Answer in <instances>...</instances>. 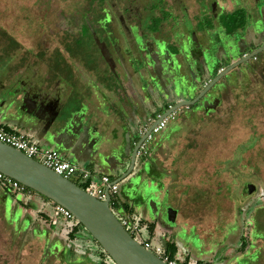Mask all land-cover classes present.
Listing matches in <instances>:
<instances>
[{
	"label": "rangeland",
	"instance_id": "rangeland-1",
	"mask_svg": "<svg viewBox=\"0 0 264 264\" xmlns=\"http://www.w3.org/2000/svg\"><path fill=\"white\" fill-rule=\"evenodd\" d=\"M139 1L145 12L140 26L130 29L132 35H139L140 29L142 32L152 30L156 24L150 23L151 16L166 8L162 0ZM167 1L177 9L178 0ZM98 2L0 0V78L9 71L11 60L16 71L13 75L33 70L45 75L49 71L52 76L66 80L71 84L72 93L70 101L62 106V113H55L59 120L72 117L83 100H92L91 95L96 92L90 91L88 82L94 89H99V84L110 85L113 90L117 89L120 95L117 98L122 96L123 91L118 89L122 72L117 66L120 60L117 50L121 47L128 52L129 64L138 65L155 77L156 80L151 78V87L160 84L161 79L167 85L162 76L165 67L157 59V52L151 55L148 69L142 60H137L143 57L142 52L119 27H116L118 33L114 28V37L109 32L111 29L94 27L106 22L113 24L108 19L103 20V14L96 21L97 14L92 8L100 9ZM120 3L122 0L111 1L116 7ZM224 3L229 9L234 6V0ZM185 5L187 9L195 8L192 2ZM130 7L137 9L135 3ZM237 7L243 6L235 4L234 8ZM133 18L129 17L134 21ZM75 31L82 36L80 43L68 44L63 49L61 42L75 35ZM185 45L189 49L192 42ZM148 50L152 51L151 45ZM177 50L174 46L168 48L172 53ZM112 51L114 60L110 62ZM182 55L186 60V54ZM260 55L264 57V52ZM246 62L242 70L247 67ZM82 66L93 69L99 81H92L90 75L78 77L77 70ZM86 77V83L80 81ZM176 78L178 83L180 76ZM12 88L1 87L0 83V118H5L8 109L17 104L14 99L5 100V93H11ZM246 88L226 98L214 113L199 111L202 101L199 107L181 108L175 118L170 119L167 130L151 136L153 146L163 138L167 141L166 170L163 169L161 176L158 178L159 174L151 173L143 181L144 185L138 186V182L129 190V184H133L139 174L136 170L130 178L117 183L119 192L112 200L121 207L127 193L130 195L127 214L137 217L142 238L161 245L163 242L157 237L164 235L167 241L171 238L179 260L184 258L191 264H264V82L258 87ZM187 114L190 117L186 119ZM185 120L189 127L183 126ZM2 122L6 124L4 119ZM159 180L164 186L155 184ZM248 182L255 186L249 197L245 194ZM76 184L85 187L80 180ZM29 197L18 193L12 198L0 182V264H98L101 260L110 264L83 229H79L76 238L68 235L76 226L74 219L57 214L55 206L36 193ZM110 209L121 219L111 204ZM173 211H176V219L170 222L168 215ZM242 242L245 248L240 249Z\"/></svg>",
	"mask_w": 264,
	"mask_h": 264
},
{
	"label": "crops",
	"instance_id": "crops-1",
	"mask_svg": "<svg viewBox=\"0 0 264 264\" xmlns=\"http://www.w3.org/2000/svg\"><path fill=\"white\" fill-rule=\"evenodd\" d=\"M124 64L126 68L123 67V70L127 69L128 72L121 74L122 79L119 80L121 85L118 89L120 88L123 93L119 98H117L120 96L117 95L119 94L117 89L113 90L110 85L99 84L97 85L99 89L95 88L96 93L91 95L94 102L91 99L89 101L83 100L81 107L77 112H74L72 117L69 115L66 119L59 120L55 117V113H62V106L70 101L71 84L59 76L47 77L44 79L45 85L41 89L39 97L42 99L49 95V101L51 100V103L47 105L49 108L41 111L34 108L31 109V114L25 113L22 106L25 102H29L30 98L20 93L16 97L17 104L8 109L9 114L5 117L6 119L0 118V124L9 131L24 135L40 148L57 151L64 160L76 165L79 169L90 172L95 180L101 176H108L114 182L127 172L134 146L139 140V132L143 126L155 122L157 114H164L176 102L168 103L167 99L159 96L155 89L154 91L151 90V78L156 79L145 73L140 66L129 65L127 59H125ZM8 65H10L9 71L4 72L2 76L4 80L2 77L0 78L1 87L6 86L8 88L9 84L14 82L18 76L12 74L16 72L13 71L15 67L13 61L10 60ZM86 80L88 79L84 78L80 81L86 83ZM161 81L163 80L161 79ZM86 85L88 87V83ZM188 97H178L176 100H190ZM6 99L8 102L12 100L10 93H5ZM32 114L42 117L47 115L50 122L44 125L40 122H31ZM189 117L187 114L186 119ZM2 119L6 124L2 122ZM188 124L185 120L183 126L189 127L190 124ZM169 126L170 120H168L166 127L157 133L167 130ZM165 142L167 143L163 138L153 146L151 137L148 144V155L135 157L133 169L123 178H130L136 170L139 172L136 181L134 180L133 184H129V190L138 182V186L142 185L149 174L157 173L159 178L163 169L166 170L165 160L168 145ZM157 183L163 185L160 180L155 182V184ZM118 192L119 188L116 195ZM29 195L25 194L30 198ZM125 197L123 203L128 205L130 195L127 193ZM133 199L131 200L133 201ZM136 199L137 197L135 201ZM118 212L119 214L126 213L120 210ZM165 238L162 235L157 237V240L166 242ZM170 240L171 238L168 241L170 242ZM188 262L191 261L188 260Z\"/></svg>",
	"mask_w": 264,
	"mask_h": 264
},
{
	"label": "flooded vegetation",
	"instance_id": "flooded-vegetation-1",
	"mask_svg": "<svg viewBox=\"0 0 264 264\" xmlns=\"http://www.w3.org/2000/svg\"><path fill=\"white\" fill-rule=\"evenodd\" d=\"M111 1L112 0L105 1L104 4H101L100 9H97L95 6H93L92 9L95 12V15L97 14V22L98 18L103 14V20L108 19V21L110 20L113 24L110 25L109 22H106L105 25L97 24L94 25V27L96 29H111V31H109L110 33H112L111 37H114V28L115 32L118 33V31H116V27H119L123 34L129 36L130 40L132 38L131 44H135L138 47L137 49L142 52L143 57H137V60H142L148 67V69L150 68L151 55H154L155 52H157L156 54L158 60L163 62V58H166V56H164L162 53L161 46L168 50V48L172 46L179 47L183 46L186 43L189 44L192 42V46H189L190 49L188 52V57L186 58V60H183L185 62L187 60L194 62L197 75L202 80H204L203 68L205 63L213 66V73L210 74L208 79L204 80V82H210L218 73L222 72L233 62L242 58L244 55L251 54L253 51L264 45V35L259 38V34L264 28V0H234V6L235 4H239L240 6L242 4L243 6L237 7V9H235L234 6L232 7V9L227 8L224 3V1L226 0H185V2H181V0H178L179 3H177V9H173V5L171 3H168L169 1L162 0V4L164 3L166 8L162 9L159 14L155 13V15L151 16L150 18L151 24L152 22H157V31L142 32L140 29L139 35L137 33H133L132 35V30L130 29H135L136 27L140 26V19L142 20L143 13L145 12L143 3H141L139 0H122L123 3H120L121 5L116 7L117 4L114 6L111 4ZM114 2H119V0H114ZM186 2L187 4L188 2H192V5L195 6V8H185L187 7L185 5ZM132 3H135V7H137L136 10L130 7ZM118 8L122 10V15L121 12L119 13ZM86 11L87 9H85V12ZM133 11L135 13H133ZM156 11L157 9L155 10V12ZM237 12H243V14L245 15V24L242 27L235 28L232 32L226 31L222 25V18L228 17L230 14ZM122 16H126L127 21L124 20V17ZM132 16L134 17V21L129 19V17L131 18ZM114 23H116L117 26ZM67 27L68 26H66V28ZM217 30L220 31L218 32ZM109 32H107V34ZM65 38L66 40L61 42V44L63 45V49L68 44H79L82 36L77 35L75 31V35H71ZM193 38L195 39V41H193ZM240 41H245L246 46L241 48ZM256 41L258 42L257 44L255 43ZM148 45H151V52L148 51ZM117 52L120 57V60L117 62L119 63L117 66L119 67L120 72H122L121 74H124L128 72L127 69H125V71L123 70V67L126 68V65L124 63L125 59H127L128 52L125 51L122 47L119 48ZM263 52L264 51L256 54L253 58L249 59L246 62L247 67H245V71H243L245 68L243 67L242 70L241 67L242 64L245 63L244 62L230 71L227 75L223 76L218 81V83L214 85L200 99L198 103H201V101L202 103L204 101H207L208 104L206 105V108L202 106L199 111H211L214 113L222 105L225 99L229 96H232L235 91L244 90L246 87H258L261 83H263L264 57L260 55ZM111 53L112 54L108 59L110 62H113L114 51H112ZM173 54L176 55V57L179 55L177 53ZM206 54H208V56H206ZM77 71L78 77L81 74L88 76L90 75L92 81L97 80L96 73L93 72V69L89 70L88 68L82 66ZM181 73H183V79L189 78L186 72V68L181 69ZM17 75H15L17 76L16 80L14 82H11L8 87H13L12 92L10 93L11 99H14L16 101V97L20 95V93L23 96L29 97L30 101L25 102V104H23L22 106L25 113L29 112L31 114V109L34 108H37L40 111L49 108L47 106L49 105V103H51V100L49 101L48 98L49 95L40 99L39 94L41 92V89L44 88V79L47 77H56L57 75L52 76L49 71H46L45 75H40L36 70L28 72L27 74L26 72L19 74L17 73ZM167 75H172V73H168L166 71L165 73H162V76H164V79L166 80L165 82L167 84V89L169 90V79L166 78ZM161 83L164 82L161 81L160 84L151 87V90L154 91L155 89L159 96L165 97V99H167L166 96L163 95L164 92L162 91V89H160ZM88 87L90 88L91 92L95 90V86H91L89 82ZM173 87L175 90H177L178 88L176 83L173 85ZM203 87L204 84H200L199 90H201ZM168 90L165 91L169 92ZM197 93L198 92L187 97L192 100L197 95ZM198 103L193 106L199 107ZM184 108L190 110L191 106ZM228 109L230 110V107ZM31 119H33L31 120V122H40L44 125L47 123L49 117L47 115H44L42 117L41 115L37 116L35 114H32ZM248 187H252L254 188L253 190H255V186L248 182L246 184L245 194H247ZM253 193L254 191L251 194H247L248 197L252 196Z\"/></svg>",
	"mask_w": 264,
	"mask_h": 264
},
{
	"label": "water",
	"instance_id": "water-1",
	"mask_svg": "<svg viewBox=\"0 0 264 264\" xmlns=\"http://www.w3.org/2000/svg\"><path fill=\"white\" fill-rule=\"evenodd\" d=\"M262 35H264V28L259 34V38H261ZM193 41H195L194 38ZM255 43L257 44L258 42L256 41ZM240 46L241 48L246 46L245 41H240ZM174 47L175 50L178 49L175 51V53L179 54V57L177 56L178 59L176 55L172 52H168L166 48L161 46L162 53L166 56V58H163V62L161 61V63L165 67V71L172 73V75L166 76V78L169 79V90L164 83H161L160 89L164 92L168 103L176 101L166 110L164 114L161 115V118H164L172 113H176L183 107H189L197 104L223 76L227 75L240 64L253 58L256 54L264 51L263 45L251 54L244 55L242 58L233 62L222 72L218 73L210 82H204V80L208 79L210 74L213 73L214 67L205 63L203 68L204 80H202L197 75L194 62L189 60L185 62L183 60V55L180 56L181 54H186L188 57L190 49H188V45L184 44L178 48L176 46ZM180 49L186 51V53L183 51L180 53ZM206 56H208V54H206ZM184 68H186V72L189 76L188 79H183L181 69ZM162 71L163 70H161V72ZM176 76H180L178 83ZM175 83L178 86L177 90L173 87ZM202 83L204 84V87L199 90L200 84L202 85ZM165 90H168L169 92H166ZM196 92L198 93L192 100H176L178 97H187L189 95H194ZM200 104L201 103H198V105ZM207 104L208 102L204 101L202 105L204 107ZM158 121L159 119L155 120V122L149 126L144 135L135 144L131 155L130 166L127 172L113 183H118L133 169L136 153L140 144L151 133L153 127L158 123ZM47 122H50V119H48ZM0 173L5 177L18 182L27 189L45 197L55 205L61 206L67 210L72 215L73 219L77 223L81 224L90 236L98 243L114 264H165L151 252L144 249L121 226L118 218L109 207L108 201L110 197L107 189L105 191V199L100 201L86 191L82 190L70 180L63 178L39 162L25 156L22 152L1 142ZM253 189L254 188L252 187H248L247 194H251ZM153 208H155L154 204ZM168 217L170 222H174L176 219V211H173L172 214L169 212ZM162 244L164 245V242Z\"/></svg>",
	"mask_w": 264,
	"mask_h": 264
},
{
	"label": "built area",
	"instance_id": "built-area-1",
	"mask_svg": "<svg viewBox=\"0 0 264 264\" xmlns=\"http://www.w3.org/2000/svg\"><path fill=\"white\" fill-rule=\"evenodd\" d=\"M174 114L175 113H172L164 118H161V114L156 115L155 120L159 119V121L153 127L151 133L140 144L136 153L137 157H146L148 155V144L151 141L152 134L164 129L168 120L174 118ZM152 123L153 122L147 124V126H145L141 132H139V139L144 135L145 131ZM0 142L22 152L25 156L39 162L43 166L51 169L56 174L67 180H70L75 184L78 180L82 181L83 185L86 187L85 191L100 201L105 199V191L107 189L108 195L110 197L108 204L109 206L110 204L115 206L112 196L116 195L118 191V185L117 183H113L110 177L101 176L98 178V180H95L94 176L90 172L79 169L76 165L64 160L57 151L40 148L37 144L28 140L24 135L9 131L1 124ZM0 182L4 183L7 187L13 191L19 192L20 194H30V192L26 190V187L8 177H5L1 173ZM54 206L57 214L65 217L68 220L73 219L72 215L63 207L58 205ZM120 216L121 219H119V222L121 226L144 249L151 252L165 264H184L182 259L179 260L177 258H170L161 244H155L150 239H143L140 233L141 227L137 217H131L127 213H120ZM189 264L191 263L189 262Z\"/></svg>",
	"mask_w": 264,
	"mask_h": 264
},
{
	"label": "trees",
	"instance_id": "trees-1",
	"mask_svg": "<svg viewBox=\"0 0 264 264\" xmlns=\"http://www.w3.org/2000/svg\"><path fill=\"white\" fill-rule=\"evenodd\" d=\"M105 1L107 0H99L98 3H101V4H104ZM155 26L152 28V30H149V31H152V32H155L157 31V22H155ZM245 24V15L243 14V12H237V13H233V14H230L228 17H224L222 18V25L223 27L225 28L226 31L228 32H232L235 28L237 27H242L243 25ZM2 183V182H1ZM77 185V184H76ZM78 187H80L82 190H86V187H82V186H79L77 185ZM2 187L4 188V190L10 194V196L13 198L14 196H16L19 192L17 191H13L12 189H10L9 187H7L4 183H2ZM27 191L31 193H35L29 189H26ZM20 194V193H19ZM37 194V193H36ZM39 195V194H38ZM40 197H42L45 201L47 202H50L52 203L50 200L46 199L45 197L39 195ZM114 202V201H113ZM25 204V203H24ZM53 205H55L54 203H52ZM26 205V204H25ZM110 207V206H109ZM115 207L117 210H120V211H123V212H126V213H129V207L128 205H125L123 204L121 207H118V205L115 203ZM112 211V210H111ZM43 213H40L39 215L40 216H43L42 215ZM45 218V216H43ZM53 229V228H52ZM79 229H83L89 236L90 234L83 228V226L79 223L76 222V226H74L70 232L68 233V235L71 237V238H76V235L79 231ZM153 229V225L150 224L149 226V230L152 231ZM90 238L92 239V241L98 246L99 248V253L110 263V264H114L112 262V260L108 257V255L102 250V248L98 245V243L90 236ZM61 246V245H60ZM62 247V246H61ZM174 244L170 243L169 241L167 242H164V245H163V248L166 250V252L168 253V255L170 256V258H176L175 257V251H174ZM241 247L240 249H243L245 248V242H242L241 244ZM183 263L184 264H189L188 260H183ZM98 264H106L104 261H100ZM194 264H202L201 262H195ZM256 264H259L256 262Z\"/></svg>",
	"mask_w": 264,
	"mask_h": 264
}]
</instances>
